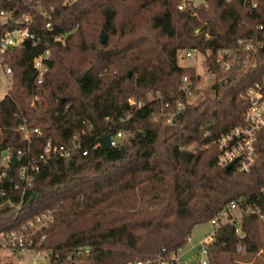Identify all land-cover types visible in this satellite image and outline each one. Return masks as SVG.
<instances>
[{"label": "trees", "instance_id": "trees-1", "mask_svg": "<svg viewBox=\"0 0 264 264\" xmlns=\"http://www.w3.org/2000/svg\"><path fill=\"white\" fill-rule=\"evenodd\" d=\"M180 1L0 0V10L16 18L31 15L29 31L37 39L4 56L12 79L0 100V232L17 231L51 209L44 238L36 233L25 246L45 250L44 264L168 257L185 245L194 225L230 202L241 218L216 227L209 264H241L239 258L264 250V130L248 171L216 162L217 139L243 123L245 92L264 75V0H255V9L243 0H206V7L182 11ZM240 39L255 50L237 51ZM189 48L204 56L214 76L202 99L182 90L189 85L194 97L198 93L195 69L177 61V51ZM225 48L236 53L226 70L217 62ZM45 50L47 70L37 81L31 62ZM23 120L40 130L29 143L18 131ZM117 130L123 138L104 149L102 136ZM74 136L86 153L39 161L21 197L19 163L3 165L2 153L22 150L37 161L46 141L66 146Z\"/></svg>", "mask_w": 264, "mask_h": 264}, {"label": "built area", "instance_id": "built-area-1", "mask_svg": "<svg viewBox=\"0 0 264 264\" xmlns=\"http://www.w3.org/2000/svg\"><path fill=\"white\" fill-rule=\"evenodd\" d=\"M24 4L27 5L31 0H22ZM228 1V0H225ZM245 4H248L250 8L255 9L257 3L255 0H243ZM199 4H203L206 7V0H181L177 9L182 11L187 7H193ZM32 18L28 13H23L20 17H14L12 11L0 10V71L2 77L5 80V85L8 89L11 85L12 79V69L7 64L4 59L5 54L14 48L21 46V44L26 40H31L33 43L36 42L35 36L29 31V24ZM46 27L50 28V23H46ZM237 51L241 49L243 52L254 51L255 47L249 41L238 40L237 41ZM181 58H190L196 54H200L196 48H189L181 51ZM49 52L45 50L42 54L33 58L31 65L35 70V80L40 81L44 72L47 70L46 61L48 59ZM236 56L232 48H225L218 52L217 62L223 69H228L231 65V61ZM183 84L188 82V78L184 76L182 78ZM183 92L186 93L188 98L193 99L194 94L189 85L182 87ZM6 92V93H7ZM245 95L248 99V105L243 112L242 118L243 123L241 125L231 128L229 131L221 134L216 141L217 146V156L216 162L219 166L225 167L229 163L238 159L233 166H236L238 170L248 171L255 164L256 157V142L260 131L264 130V75L259 81H256L251 85ZM129 103L134 105H139L140 101L129 100ZM182 101L178 100L176 105L180 107ZM164 107H169V103L165 102ZM173 114L167 116L166 122H169ZM18 131L21 134L23 140L27 143L30 142L32 134L40 135V130L38 127H30L28 123L23 120L18 127ZM123 138V131L117 130L113 134L109 135L110 146H116L120 140ZM28 149V148H27ZM75 151H80L81 154H85L86 150L81 148L80 142L77 141V137L74 136L70 144L56 145L52 144L49 140L46 141L43 147V151L39 154L37 161L33 158L26 157V152L22 150H17L16 152L5 151L2 156L4 159L3 165H7L11 162V156L15 153L16 164L19 163L18 174L19 179L23 182V188L21 189V197L24 195L27 187L32 184L33 177L38 173L40 166L39 161H45L46 158L53 156L62 157L65 161H68L71 153ZM18 186L15 185V189ZM260 193L264 197V186L260 188ZM236 205L234 202H230L229 205L218 212L217 215L212 218L209 222L213 225L214 230L220 223L235 222L240 220V217L236 215ZM246 212H250L247 210ZM53 221V211L51 209H46L41 213L37 214L32 220L27 223L22 224V226L17 231H11L9 233L0 232V245H3L10 252L15 254H21L27 249L26 245H32V237L36 233H42L40 239L44 238L43 231L47 229ZM237 227L235 231L239 232ZM244 234L240 233V237ZM214 239L213 235H207L202 242V253L205 254L206 260H201L200 264H209L207 260V245L211 243ZM181 249L176 252H172L168 257L159 256L158 258L151 260H135L128 262L127 264H177L179 260L178 253ZM88 247H85L81 253H87ZM37 257L43 258L47 257V252L45 250L35 251ZM34 253V254H35Z\"/></svg>", "mask_w": 264, "mask_h": 264}, {"label": "rangeland", "instance_id": "rangeland-1", "mask_svg": "<svg viewBox=\"0 0 264 264\" xmlns=\"http://www.w3.org/2000/svg\"><path fill=\"white\" fill-rule=\"evenodd\" d=\"M104 34V33H101ZM100 34V36H101ZM106 39L107 35L104 34ZM181 51H177V61L180 66L193 67L196 74L199 76V81L196 83L195 88H197L198 93H196L193 100L202 99L206 96L209 91L208 87L212 84L214 76L209 72V70L204 66V56L201 54H196L190 58H181ZM7 88L5 85V80L2 77L0 71V100L5 96ZM147 97H151V93L147 94ZM129 100L140 101L139 99L129 98ZM125 137L129 136V133L125 132ZM194 145H190V148ZM5 152L2 153V156ZM4 162V159H2ZM237 217L241 216V213L236 209ZM214 227L210 222H203L196 224L192 227L190 236L178 253L179 260L177 264H200L201 260H206V256L202 253V242L205 236L213 235ZM262 239L264 241V218L262 219L261 225ZM35 250L25 249L21 254H15L10 252L3 245H0V264H44V259L37 257ZM226 260V259H225ZM247 260V261H246ZM228 264V261H225ZM239 263L241 264H264V250H261L253 256H247L244 259L239 258Z\"/></svg>", "mask_w": 264, "mask_h": 264}, {"label": "water", "instance_id": "water-1", "mask_svg": "<svg viewBox=\"0 0 264 264\" xmlns=\"http://www.w3.org/2000/svg\"><path fill=\"white\" fill-rule=\"evenodd\" d=\"M100 38H101V42H102V43L105 42L106 37H105L104 34H101ZM83 76H84V75H83ZM101 142H102V147H103L104 149H108V148L110 147V144H109V135H108V134L103 135L102 138H101ZM237 160H238V159H235L233 162H231V163H229L228 165H226V166L224 167V169H225V170L230 169V168L234 165V163H235ZM11 163H12L13 165L16 164V156H15V153H13L12 156H11ZM34 195H35V194H33V196H34Z\"/></svg>", "mask_w": 264, "mask_h": 264}]
</instances>
